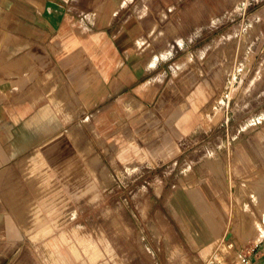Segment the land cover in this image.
Returning a JSON list of instances; mask_svg holds the SVG:
<instances>
[{"label": "crops", "instance_id": "1", "mask_svg": "<svg viewBox=\"0 0 264 264\" xmlns=\"http://www.w3.org/2000/svg\"><path fill=\"white\" fill-rule=\"evenodd\" d=\"M219 1L231 6L0 0V264H102L99 225L90 231L74 209L80 192L101 189L102 160L177 165L190 144L222 125L220 117L229 119L244 80L264 78V0L239 12L241 26H207L186 48L160 41L174 16ZM246 22L257 32L247 57L239 33ZM255 116L235 145L232 173L253 176L254 212L264 208V109ZM236 185L210 181L179 195L194 208L189 222L203 224L197 244L205 253H214L232 205H246ZM257 245L252 264H264V233Z\"/></svg>", "mask_w": 264, "mask_h": 264}, {"label": "rangeland", "instance_id": "2", "mask_svg": "<svg viewBox=\"0 0 264 264\" xmlns=\"http://www.w3.org/2000/svg\"><path fill=\"white\" fill-rule=\"evenodd\" d=\"M230 2L229 8L219 1L213 7L198 5L195 14L174 16V24L169 20L160 28V41L165 45L177 41L186 48V40L203 34L207 26H241L243 16L239 12L253 1ZM251 26L246 22L244 30L239 31L245 57L253 54L249 45L257 35ZM246 69L250 70L246 74L252 75L254 65L248 64ZM262 71L264 75V68ZM241 87L244 93H235L228 107L229 119L220 117L218 124L223 121L222 125L190 144L191 149L184 151L177 165L164 160L159 164L122 166L115 159L102 160L101 189L80 192L76 203L81 205L74 208L84 215V225L90 231L99 225L102 264H234L241 252L250 253L252 259L253 249L264 233V208L256 206L254 212L249 205L253 199L258 204L252 190L253 176L236 180L232 173L237 165L235 145L253 129L252 119L264 109V95L257 94L264 91V78L255 83L247 78ZM222 103L223 98H219L213 109H221L218 105ZM210 181L228 188L243 186L238 197L246 205H232L230 220L214 245V253H205V248L198 245L202 240L197 239L204 232L203 224L189 222L194 208L187 202L180 203L179 195L185 194L182 190L186 187ZM227 193L235 198L231 190ZM254 225H258L259 232Z\"/></svg>", "mask_w": 264, "mask_h": 264}, {"label": "built area", "instance_id": "3", "mask_svg": "<svg viewBox=\"0 0 264 264\" xmlns=\"http://www.w3.org/2000/svg\"><path fill=\"white\" fill-rule=\"evenodd\" d=\"M257 247L258 245L254 247L253 251H255ZM234 264H252L250 253L244 254V252H241Z\"/></svg>", "mask_w": 264, "mask_h": 264}, {"label": "bare ground", "instance_id": "4", "mask_svg": "<svg viewBox=\"0 0 264 264\" xmlns=\"http://www.w3.org/2000/svg\"><path fill=\"white\" fill-rule=\"evenodd\" d=\"M256 222H257V221H256ZM258 223H259V222H258ZM258 223H257V224H258ZM261 227H262V226H261ZM254 228L256 229L257 232L260 231V228L258 227V225H254ZM262 230H263V229H262ZM262 234H263V233H262ZM262 234H261V236H262Z\"/></svg>", "mask_w": 264, "mask_h": 264}]
</instances>
